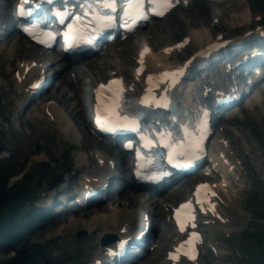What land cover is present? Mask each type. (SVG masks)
Here are the masks:
<instances>
[{"label": "rangeland", "instance_id": "374dc122", "mask_svg": "<svg viewBox=\"0 0 264 264\" xmlns=\"http://www.w3.org/2000/svg\"><path fill=\"white\" fill-rule=\"evenodd\" d=\"M14 1L0 0V6L11 5ZM10 17L9 8H1L0 18L3 21L1 24L9 23ZM263 19L264 0H191L188 5L179 6L165 18L153 21L149 27L128 38L132 39L136 46L132 51L127 50V40H121L114 45H105L102 55L96 58L78 60L76 67L72 68L74 72L69 68L62 72V76L57 74L56 80L44 89L42 96L36 101L33 100V104L29 105L23 114L19 110V105L26 95L22 87H17L14 79V73L17 70L16 62L21 58H23L21 62L28 58L51 64L52 53L41 50L22 37H9L0 44V147H6V150L0 153V170L3 167L8 170L7 186H12L22 178H27L25 181L29 183L31 175L35 174L36 179L30 196L33 199L43 198L48 192L49 182L53 177L60 175L65 180L72 178V185L78 179L77 173L82 174L86 168L94 170L96 162L93 163V158L96 152L102 149L108 150L109 147L99 142L89 132L92 89L97 81L105 80L113 71L121 74L120 67L125 66L127 61L130 63L128 62L122 73L126 79H129L133 71L130 66L134 64L139 48L146 41L155 49V54L149 57L150 68H154L180 62L186 55L192 54L219 34L230 38L256 29H264ZM187 36L191 38V45L184 52L174 54L172 57L161 54L165 46L173 45ZM12 40L21 45H15V47L12 45L9 51L11 53H9L6 46ZM121 47L124 50L119 52ZM99 56L101 57L98 58ZM124 58L127 59L124 60ZM95 65L100 69L93 68ZM101 70L105 72L104 75L100 74ZM70 71L73 72L72 76ZM66 77L67 80L62 81ZM262 89L264 85L246 101L240 112L236 113L237 115L231 114L224 123V126L231 129L228 133L232 144L231 155L234 160L239 159L241 163L239 168H244L241 178L238 169L234 171L232 177L222 172L228 184V188L223 192L226 199L224 200L225 208L226 205L228 207L223 210V213L230 221V227H224V230L231 235L250 227L249 235L252 236L254 233V244L264 238L261 230L264 229V222L262 225L251 226L252 214L249 210L250 206H253L261 212L264 211V91ZM44 102L56 104L50 115L44 110L45 105H42ZM117 150L113 149L112 152L118 154ZM107 154L116 161H120L119 166L123 170L121 182L124 184L120 190L121 193H116L111 200L92 204L76 213L39 220L34 225L37 230L29 241L30 245L34 249L45 247L53 261L59 260L56 264H89L92 254L97 249L98 237L105 231V227L100 226L101 223L96 227H100V230L96 228L90 230L87 223L90 225L95 218L102 219L106 218L107 214L112 215L116 209L120 208L125 197V201L129 200V197L134 199V206L151 211L156 215L158 226L167 232L171 231V225L164 222L166 211L163 209L159 215L160 203L144 201L136 189L130 188L132 180L127 175V164L120 157H115L110 152ZM42 161L48 163L49 167H42L40 165ZM243 168H241L242 171ZM200 178V173L192 174L184 179L182 184L166 189L165 197L169 193L172 194L164 203L171 205L183 199L190 193L194 182ZM250 194L254 195L248 198ZM39 205L40 203L28 206L26 203L24 211L27 209L30 210L29 212L37 213L41 209ZM95 206L107 207V209L104 212L81 217L80 214ZM32 217L38 219L34 214ZM73 218L86 223H84L86 228L83 229L89 231V235L83 242L76 241L75 231L79 228L74 229L76 225H68L69 219ZM25 222H28V218L23 217V223ZM219 231V228H214L209 235L219 247L218 257L204 253L200 264H264V256L258 254V250L264 248V241L261 245L255 246L253 243L250 244V236H247V239L243 238L244 250L254 252L256 258L253 256L241 259L240 247L235 248L232 245L220 243V241L223 242L225 234H220ZM174 236L175 234H162L160 239L170 244ZM240 245L242 246V242ZM165 249L166 247L161 249L158 257L151 255L140 264H157L164 259ZM233 253L236 256H233ZM9 256L10 254H1L0 260H6Z\"/></svg>", "mask_w": 264, "mask_h": 264}, {"label": "bare ground", "instance_id": "6f19581e", "mask_svg": "<svg viewBox=\"0 0 264 264\" xmlns=\"http://www.w3.org/2000/svg\"><path fill=\"white\" fill-rule=\"evenodd\" d=\"M12 38H15V36H13ZM127 40V50H129V51H132V49H134L136 46L133 44V42H132V39H126ZM147 42V43H146ZM140 48H139V50H138V54L139 53H141L142 51H141V49L144 47V46H148V48L150 49V52L152 53V55H154L155 54V49H154V46H151V45H149L148 44V41H146ZM9 43V45L8 46H6V50H7V52H9L11 49H10V47L13 45L14 47H15V45H21V44H18L17 43V41H14V40H12V41H9L8 42ZM173 44V43H172ZM12 46V47H13ZM11 47V48H12ZM166 47V46H165ZM164 47V48H165ZM14 49V48H13ZM124 50V48L123 47H121V49L119 50V52H122ZM6 52V53H7ZM156 52H158V51H156ZM9 53H11V52H9ZM124 54V53H123ZM160 55V54H159ZM164 55V54H163ZM51 56V55H50ZM117 56V55H116ZM122 56V55H121ZM58 57H59V54L58 53H53V58H52V60H51V62H52V64L54 65V66H58L59 67V70H58V75H60V76H62V72L63 71H65V70H68L69 68L73 71L74 69H72V68H75L76 67V63H68V61L69 60H67V61H65V59L64 58H62L61 60H58ZM101 56H99L98 58H100ZM50 58V57H49ZM48 58V59H49ZM138 58H139V56L135 59V61H134V64L133 65H131L130 67L131 68H133L132 66H134V68H136L137 67V63H136V60H138ZM145 58H146V56H142V60L143 61H145ZM23 58H21V59H19L16 63H17V65L15 66L16 67V69L18 70V72H19V75L17 76V78L20 80L21 79V81H20V83H19V80L16 78V81H17V84L19 85V87H21V86H23L24 85V83H25V81L26 80H29L30 79V81L31 80H34V81H37L38 80V77L42 74V72H44V69L42 68V67H36V68H34V67H32L31 66V61H28L29 59L27 58V59H25V60H27V61H25V62H21V60H22ZM125 59H127V58H124V60ZM121 60V59H120ZM92 61V60H91ZM128 62L129 61H127L126 63H125V66H122V67H120V69H121V74H123L122 72H123V70H124V68L128 65ZM130 63V62H129ZM69 64V65H68ZM98 64V63H97ZM119 64H120V62H119ZM11 66V65H10ZM9 66V67H10ZM73 66V67H72ZM75 66V67H74ZM86 67H88V65H85ZM166 65H163V66H159L158 68L157 67H154V69L155 70H153V71H156L157 69L158 70H160V69H162V68H164ZM27 67H29L30 69H29V72L26 74V72H25V69L27 68ZM98 66L97 65H95V66H93V68H97ZM103 67V66H102ZM99 68V67H98ZM100 69V68H99ZM16 70V71H17ZM13 71V70H12ZM111 71H112V69H111ZM74 72V71H73ZM72 72V73H73ZM103 73H105L104 71H100V74L102 75ZM104 75V74H103ZM70 76H71V71H70ZM70 76H68L69 78L68 79H70ZM132 78H133V83H134V85L135 84H139V83H142L143 82V79H140L139 78V75H136V69L134 70V72H133V74H132ZM67 80V77L66 78H63L62 79V81L63 80ZM28 85V84H27ZM132 86V85H131ZM131 86H129V91H130V93H131V95H133L134 94V90H131ZM23 88V87H22ZM180 94H181V90L179 89L178 91H175V96H180ZM136 96V95H135ZM183 103H186V104H190L191 106H195L194 105V103L193 102H191L190 100H191V98H189V96L187 95V96H185V97H183V98H179ZM57 101H59L58 99H56ZM60 102V101H59ZM31 104H33V100L32 101H30V104L29 105H31ZM47 102L45 103H43L42 105H45L44 107H46V109H48V110H50V111H52V110H54L55 109V107H56V104H55V102H52V103H49V104H47ZM151 116H153V115H151ZM157 117V116H156ZM154 118V117H153ZM155 119V118H154ZM214 148H211V151H213L214 152ZM221 150H222V148H221ZM211 156L213 157V161H218V165H221L222 164V159L221 158H219V156H218V153H216V154H213V153H211ZM102 158V157H101ZM106 163V166L105 167H101L100 168V175H103V174H107L108 173V169H107V162H105ZM220 163V164H219ZM190 180V179H189ZM87 181V178L85 179V181H84V186H82V191H84V192H88V191H93L94 189L91 187V186H93V182H86ZM142 187V186H141ZM51 192H53V191H51ZM140 194V193H139ZM85 195V194H84ZM91 199H93V198H90V200ZM132 198L131 197H129V200H131ZM143 199H144V201H146V200H150V201H153V202H155V201H158V197H154V196H150V197H143ZM129 200H127V201H123V203H122V205H120V208L117 210H115V212L112 214V215H108L107 214V217L105 218V217H103L102 219H99V217L96 219H94L93 221H92V223H90V225H89V223H87V226H88V228H90V230H93V229H95L99 224H101L100 226H104L105 227V229L104 230H107V232H112V231H114V232H117V234L118 233H120V230L123 228V226H129L130 228H133V227H135V226H137L139 223H141V221H142V218H141V216H142V214H141V211H142V209L144 208V207H137V206H134L133 204H134V199H132L131 201H129ZM72 208H73V206H72ZM133 208V209H132ZM83 209V208H82ZM107 209V207H104V208H102V207H100V206H95V207H93V208H91L89 211H87V212H85V213H83V214H80L81 215V217L83 216V217H87V215L88 214H96V213H98V212H104L105 210ZM78 214V213H77ZM143 215H144V213H143ZM89 216V215H88ZM143 217V216H142ZM104 219V220H103ZM85 222H82V220H80V219H76V218H73V219H69V222H68V225H76V226H74L73 228L75 229V228H79V229H82V228H86L85 226V224H84ZM109 225V226H108ZM97 230L99 229L100 230V227H98V228H96ZM99 258H101L102 256H103V253L101 252L99 255ZM152 262V261H151ZM154 263V262H153ZM158 264V263H157ZM164 264H166V261H164Z\"/></svg>", "mask_w": 264, "mask_h": 264}, {"label": "trees", "instance_id": "16d2710c", "mask_svg": "<svg viewBox=\"0 0 264 264\" xmlns=\"http://www.w3.org/2000/svg\"><path fill=\"white\" fill-rule=\"evenodd\" d=\"M4 150L6 147H0V153ZM26 179L8 187V170H0V253H14L0 264H56L59 260L53 261L45 247L34 249L29 243L35 232L30 223H22L26 215L23 206L33 200L30 193L36 176L32 174L29 183Z\"/></svg>", "mask_w": 264, "mask_h": 264}, {"label": "snow or ice", "instance_id": "6c2138e0", "mask_svg": "<svg viewBox=\"0 0 264 264\" xmlns=\"http://www.w3.org/2000/svg\"><path fill=\"white\" fill-rule=\"evenodd\" d=\"M148 5L150 6L151 10L156 12L157 9H162L161 11L156 12L157 15H163V10H167V8L171 7V0H147ZM94 4L99 9H107L112 13H115L117 10V0H94ZM88 7L91 9L93 4L90 3ZM144 7H145V0H124L123 4V15L128 19L132 20L133 22L138 18H146L144 17ZM18 14L23 16L24 9L20 7L18 9ZM93 16L95 21L101 27H109L113 22V16L105 14L101 11H94ZM63 22V21H61ZM37 26H33L36 28ZM69 32H74L77 29L74 28L73 25H69ZM25 31L29 32L30 35H33L34 38H37L34 32L30 29H25ZM44 36L48 39H51V33L44 32ZM67 35V34H66ZM40 43H46L44 39L39 41ZM165 77L168 74H164ZM151 80V77H149ZM35 87V85H34ZM100 89H107L109 92L112 93V96L109 98V102L104 103L101 99V91ZM123 92V88L120 87V81H109L107 85H100V88L97 90V124L98 126H102L103 124H108L113 127H130V128H137L138 123L136 119H129L127 116H122L121 112V98L120 93ZM145 103L148 101L145 100ZM167 107V104L164 105ZM165 135L162 134L160 137L161 142L165 141ZM151 141H149L146 146H151ZM130 147V145H128ZM194 148H199V141L196 140L193 142ZM203 187V186H202ZM199 202V201H198ZM187 207V205H182L181 208ZM178 222H179V210H178ZM181 230L183 231V225H181ZM195 235V234H193ZM176 257H173L175 259Z\"/></svg>", "mask_w": 264, "mask_h": 264}, {"label": "water", "instance_id": "95a60500", "mask_svg": "<svg viewBox=\"0 0 264 264\" xmlns=\"http://www.w3.org/2000/svg\"><path fill=\"white\" fill-rule=\"evenodd\" d=\"M40 164H41V166H43V167H49V164L46 163V162H41ZM62 182H63L62 177H60V176H56V177H54V178L51 180V182H50V188H53L54 186H57V185H59V184L62 183ZM82 234H83V233H79V234L77 235V239H78V240L81 239V237L83 236Z\"/></svg>", "mask_w": 264, "mask_h": 264}]
</instances>
